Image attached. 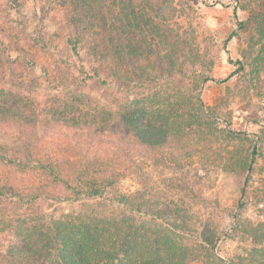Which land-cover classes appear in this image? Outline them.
Instances as JSON below:
<instances>
[{
  "label": "trees",
  "instance_id": "trees-1",
  "mask_svg": "<svg viewBox=\"0 0 264 264\" xmlns=\"http://www.w3.org/2000/svg\"><path fill=\"white\" fill-rule=\"evenodd\" d=\"M35 1L48 5L46 11L40 8L45 15L57 9L65 12L72 29L67 43L74 55L80 54L86 34H100L104 43L102 49L95 46L88 54L91 65L96 62L99 67L104 58L112 57L108 78L125 86L131 76L141 80L148 73V81L137 87L144 92L130 90L133 97L112 105L82 90L85 80L80 82L69 67H59L50 76L46 72L50 86L45 98L18 93L0 80V129L11 140L8 147L0 143V170L23 177L22 185L13 182L11 175L0 181V200L8 209L0 208V264H227L214 252L224 231L210 230L184 201L150 199L143 188L125 192L120 182L137 162L138 148H144L156 165L189 173L193 165L185 161L209 149L214 155L201 158L206 176L223 171L246 178L264 158V128L258 137H251L223 124L227 118L223 121L201 101L195 72L186 76L180 68L174 93L159 90L162 85L148 72L143 57L156 53L166 37L138 0ZM244 1L239 2L242 8ZM13 2L19 10V2ZM115 12L121 21L110 30L107 17ZM39 37L25 40L34 48L47 42L43 35ZM13 43L11 47L28 53ZM81 71L86 69L82 66ZM93 72L99 76L94 65ZM59 130L78 133L84 141L81 148L98 154L86 155L88 160L81 167L65 154L41 157V141ZM115 137L118 143L113 146L119 153L107 150L106 157L100 158L106 140ZM26 175L35 184L30 185ZM49 200L96 205L47 222L42 212L31 211L35 202ZM232 233L246 235L240 238L246 244L236 247L228 258L232 264H264V222L239 220Z\"/></svg>",
  "mask_w": 264,
  "mask_h": 264
},
{
  "label": "rangeland",
  "instance_id": "rangeland-1",
  "mask_svg": "<svg viewBox=\"0 0 264 264\" xmlns=\"http://www.w3.org/2000/svg\"><path fill=\"white\" fill-rule=\"evenodd\" d=\"M13 1L0 0V42H3V45L0 43V80L4 86H10L18 93L32 92L45 98L50 86L46 72L50 76L59 67H69L80 82L85 80V87L80 86L82 90L104 103L118 104L126 97H133L135 92H144L142 87H137L148 81V73L141 80L131 76L128 83L122 86L107 76L112 57L104 58L99 67L96 62L90 64L88 54L95 46L99 45L102 49V35L86 34L80 54L76 56L67 43L72 29L64 11L52 10L45 15L40 8L46 11L48 5L35 0H17L20 4L18 10ZM138 1L166 37L156 53L143 57L148 72L162 85L159 90L174 93L177 87L175 82L181 77L180 68L186 76L195 72L201 83V101L216 110L223 121L227 118L226 123H222L251 137H258L257 134L264 128V0H245L243 8L240 0ZM166 1L169 2L167 5ZM107 18L106 28L110 30L121 21V15L116 12ZM114 22L117 24L114 25ZM98 31L102 32L99 27ZM40 35L47 42L44 45L37 43L36 47L31 48L25 39L37 37L39 40ZM15 36H18L16 41ZM13 42L20 44L28 53L11 47ZM93 65L98 68L99 76H94ZM82 66L86 72L81 71ZM104 80L107 84H104ZM116 138L106 140L99 151L100 158L106 157L107 150L119 153L113 146L118 143ZM9 139L6 131L0 129V143L8 147L11 144ZM82 142L78 133L59 130L41 141L44 144L41 157L65 154L77 166H85L87 157L98 154V151L83 150ZM58 145L64 148L63 152H59ZM134 153L137 162L125 172L120 182L122 191L134 192L143 188L150 199L184 201L191 212L206 220L205 225L210 230L224 231L222 234L230 229L240 205L243 208L238 221L264 222V158H259L254 172L248 175L246 193L241 203L247 177L223 171L214 172L212 177L206 176L201 158L212 157V150H201L198 158L185 161L188 165L192 162L190 173L168 165H156L144 148H138ZM9 176L16 184H23L22 176L12 170H0V181L4 182ZM24 178L30 185L35 184L32 177L26 175ZM170 186L174 188L170 189ZM4 203L0 200V208L4 207ZM7 205L8 208L12 207L10 203ZM95 205L93 202L37 201L31 212H42L49 222L61 214L79 213ZM6 208L5 205L3 209ZM12 216L10 213L9 217ZM232 230L228 233L230 237L221 239L217 247L218 254L228 261L236 247L246 244L240 239L246 238V235L232 233Z\"/></svg>",
  "mask_w": 264,
  "mask_h": 264
},
{
  "label": "water",
  "instance_id": "water-1",
  "mask_svg": "<svg viewBox=\"0 0 264 264\" xmlns=\"http://www.w3.org/2000/svg\"><path fill=\"white\" fill-rule=\"evenodd\" d=\"M249 174H250V173H249ZM248 178H249V176L246 178V181H245V185H244V189H243V193H242V197H241V203L243 202L244 197H245L246 187H247V183H248ZM241 209H242V208H241V205H240L239 210H238V212H237V214H236V217H235V219H234V221H233V223H232L230 229L227 230L224 234H222V236H220V238L217 240V242H216V244H215V250H214L215 254H216L218 257H220L222 260H224L227 264H232V263H231L230 261H228L227 259L221 257V256L218 254V249H217V247H218V244H219L220 240L223 239V238H225V237L227 236V234H228V233H229V232L235 227V225H236V223H237V221H238V218H239V216H240Z\"/></svg>",
  "mask_w": 264,
  "mask_h": 264
}]
</instances>
